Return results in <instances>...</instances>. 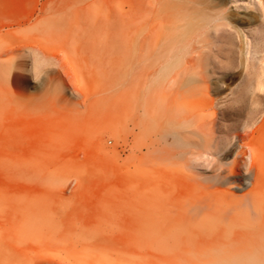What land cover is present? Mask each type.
<instances>
[{"label": "rangeland", "instance_id": "rangeland-1", "mask_svg": "<svg viewBox=\"0 0 264 264\" xmlns=\"http://www.w3.org/2000/svg\"><path fill=\"white\" fill-rule=\"evenodd\" d=\"M0 1V48L15 46L11 56L0 57V64L10 60L15 65L8 82L0 75V194L5 210L0 233L6 242H24L26 255L66 263L89 264L92 258V264H125L134 258L153 264L151 243L145 249L128 243L150 231L149 236H158L152 228L164 224L175 204L216 197L230 204L242 202L251 178L239 187L231 182L226 196V186L211 184L215 161L194 164L192 147L179 144L168 131L178 130L187 114L202 127L213 122L217 138L242 133V118L255 107L260 112L245 129L250 131L264 114V99L255 106L246 99L240 118L228 117L222 111L226 104L219 106L213 99L219 94L221 103H227L228 86L235 77L217 89L213 76L196 83L193 94L168 83L165 98L151 94L147 111L134 109L136 93L141 92L144 104L142 91L150 86L143 78L147 65L142 49L133 47L124 34L132 31L131 19L150 22L156 17L160 0ZM223 1L234 19H251L264 4V0H236L235 5ZM51 4L67 6L63 26L79 15L84 35L65 42L63 32L40 34L25 29L27 23L14 24L16 19L33 23L49 17L46 10ZM92 19L97 24L88 27ZM34 44L57 62L41 66L37 78L27 71L37 51L25 45ZM254 63L264 67V55ZM229 146L234 151L240 148L235 140ZM171 153L180 156L166 162ZM231 155L223 162L230 163ZM244 166L240 176H250ZM224 167L225 181H232L230 168ZM259 227L261 236H256L257 226L218 227L208 235L211 230H205L191 242H176L179 247L167 253L178 263L238 264L256 250L264 264V225ZM255 237L260 242H253ZM138 260L133 264H140Z\"/></svg>", "mask_w": 264, "mask_h": 264}, {"label": "bare ground", "instance_id": "bare-ground-1", "mask_svg": "<svg viewBox=\"0 0 264 264\" xmlns=\"http://www.w3.org/2000/svg\"><path fill=\"white\" fill-rule=\"evenodd\" d=\"M231 1L234 5L237 3L236 0H228V2ZM262 5H260L259 13H255L251 19H234L226 10L223 0H160L156 17L154 16L150 22L141 18L131 19L129 27H132V31L126 32L124 39L132 40L133 47L142 49L141 52L147 65L143 78L149 80L148 86H150L149 88L145 87L142 91L146 97L144 104L140 99L141 92L136 93L134 109L138 111L141 107L147 111V108H150L151 94L155 98H165L163 88L168 83H177L181 86L183 93L193 94L196 83L205 82L213 76H215L213 80L217 89L225 84L226 79L235 77L228 86L230 96L227 98V103H221L222 99H219V94H216L213 99V102L218 99L219 106L226 104V108L222 110L226 116L240 118L241 106L246 99L251 98L252 106L258 104L260 99H264V95L260 94L264 93V67L254 66V60H257L259 55H264V6ZM153 6L155 5L152 2ZM46 11L47 15H50L49 17L40 19L38 17L33 23L16 19L14 24L21 26V24L27 23L25 29L30 32H34L35 29L40 34L47 30L53 34L63 32L65 42H71L73 38L84 35V22L80 20L79 15L73 16L69 23L62 25V17L67 11V6L61 5L54 8L51 4ZM96 24L97 21L92 19V22L87 26L94 27ZM150 32H153L151 40H149ZM238 39L242 42L240 47ZM25 46L29 50L37 51V54L30 58L31 66L27 70L33 78L38 77L41 66L57 64L52 56L51 58L46 57L43 47L37 44ZM14 47L8 45L0 48V57L3 54L11 56L15 50ZM13 68L15 65L10 60L0 64L2 80L9 81V75ZM233 84L234 88L231 87ZM231 109L233 110L231 111ZM259 112L260 109L251 108L248 111L249 116L242 118V133L234 131L231 136L226 134L227 136L219 138L214 135L213 122L210 127H202L201 124L190 121L189 115H182L185 119L177 124L178 130H169L168 132L179 144L192 147L189 153L194 164L199 165L201 160L215 161V175L211 184L226 186L223 189L226 196L230 194L229 184L233 183L234 187H239L241 183H247L251 178L250 188L243 193L242 202L238 205L230 204L217 197L212 200L200 199L175 204L170 209L171 212L167 219V215L162 216L166 219L162 218L164 224H160L161 226H157L158 228H152V230L158 231V236H149L152 231L144 235H138V232V236L135 237L136 242H129V245L137 244L143 247L151 243L153 248L151 245L150 247L155 252L152 255L153 264H206V261L178 263L168 255L167 251L171 248H178L179 245L176 242H191L198 232L211 230L206 231L208 235L218 227L248 229L257 226L256 236L262 235L258 224L264 225V114L260 115L259 124L249 128V132L245 130L252 125L253 116ZM229 121L232 123L234 120L229 119ZM168 122H171L170 119ZM233 140L240 146L238 150L234 151L235 148L229 146ZM234 144L236 143L234 142ZM229 155L232 156L231 162H223ZM179 156L180 153L176 155L171 153L167 156L166 162L172 163ZM246 156H248V162L245 160ZM225 165L230 168L229 172L231 170L234 178L232 181L229 180L230 182L225 181V176L222 174ZM241 165L247 167L246 171L250 172V176H248L249 174L240 176ZM3 198V195L0 194V220L5 212ZM141 229L143 228L141 227ZM255 238L253 242H260L257 237ZM23 243L6 242L0 233V264H79L76 263V260V262L73 260L74 262L66 263L54 260V258L50 259L51 257L26 255L23 251ZM143 248L145 249V247ZM144 249L143 251H145ZM185 249L187 253L189 248ZM146 250L148 252V249ZM79 260L82 262V259ZM90 260L92 261V258ZM137 260L132 259L135 262ZM132 261L131 263L125 261V264H133ZM143 261L138 260L140 264ZM207 262L211 261L207 260ZM238 264H262V258L255 250L244 263L241 261Z\"/></svg>", "mask_w": 264, "mask_h": 264}]
</instances>
